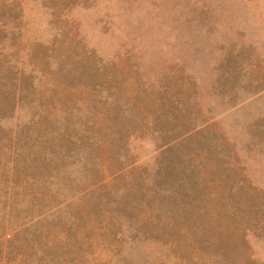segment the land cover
Instances as JSON below:
<instances>
[{
	"label": "trees",
	"instance_id": "trees-1",
	"mask_svg": "<svg viewBox=\"0 0 264 264\" xmlns=\"http://www.w3.org/2000/svg\"><path fill=\"white\" fill-rule=\"evenodd\" d=\"M22 11L18 0H0V119L12 116L16 107L25 104L28 108L27 120L16 124L13 133L11 127L0 125V154L11 160L9 173L0 170V191L5 189L8 200L0 197V212L7 214L0 220V253L7 264H82L85 236L80 231L84 227L80 218L72 235L71 225H63L57 232L52 229L54 219L48 217L52 214L48 209L65 205L77 212L78 205L69 198L83 191L94 194L98 186L106 185V172L113 173L109 158L117 155L107 154L97 160L94 148H105L109 142L120 150L129 132H119L116 126H136L137 116L131 119L124 114L117 101L115 78L105 72L106 64L95 62L93 51L92 56L85 51L84 63L80 60L82 53L64 44L65 39L56 44L36 42L30 51L33 60L29 68L11 62L10 52L1 48L6 39L19 36ZM235 55L227 50L217 64L222 66L220 75L224 79L232 75ZM257 65L252 68L257 74L248 84L256 93L264 92V70ZM167 75L155 79L161 86L151 83L152 91L165 97L159 98L164 110L154 113L153 120L146 123L157 126L155 133L160 139L152 169L153 197L159 199V210L152 214L145 209L134 228L122 232L119 240L126 237L131 243L137 236L162 238L180 264L204 254L210 258L208 264H235L230 248L239 240L250 249L236 254L241 264H264L252 256L250 245L251 237L264 240V190L243 172L237 148L224 137L215 140L218 132L214 120L206 118L196 124V118L185 120L177 117L180 110L172 112L175 107L171 102L182 98L167 93ZM190 79L181 82V92L189 88ZM101 131L104 136H99ZM247 131L246 144L256 146L264 158V112L247 123ZM199 154L202 157L195 160ZM118 159L115 171L125 166L127 156ZM76 164L79 170L68 168ZM215 171L214 179L209 181L207 175ZM231 171L237 173L236 179L230 176ZM73 172L79 176H73ZM47 180L54 183L55 189L49 186L46 193L39 187L47 186ZM208 187L213 189L204 192ZM11 188L14 195L29 196L25 215L15 214L20 206L14 203L17 196L11 195ZM134 193L123 192L105 213L113 225L114 218L133 214L131 205H147L140 203L139 195ZM208 199L214 204L208 205ZM103 202L104 198L93 200L91 207L103 208L108 204ZM112 224L109 230L115 234L117 227ZM8 229H13V234L1 240Z\"/></svg>",
	"mask_w": 264,
	"mask_h": 264
},
{
	"label": "rangeland",
	"instance_id": "rangeland-1",
	"mask_svg": "<svg viewBox=\"0 0 264 264\" xmlns=\"http://www.w3.org/2000/svg\"><path fill=\"white\" fill-rule=\"evenodd\" d=\"M18 1L23 9L21 32L13 39H6V45L1 48L6 53L10 52L11 62L29 68L34 43L56 44L65 39L64 44L76 50V53H82L83 59L80 60L84 63L85 51L90 55L93 51L95 62L98 65L106 64L105 72L115 78L119 90L116 96L121 109L131 119L137 116L134 119L136 126H116L119 132H129L120 150L115 143L109 142L105 148L101 145L94 148L97 160L107 154L117 155L109 158L113 173L106 172L103 179L106 185L98 186L94 194L83 191L69 198L75 202L74 205H78L77 212L72 211V206L65 205L48 209L52 211L48 217L53 216L54 219L52 229L57 232L63 225H71L72 235L77 226L74 224L80 218L84 226L80 231L85 236V248L80 255L82 264H180L162 238L137 236L132 244L126 237L119 240L122 232L127 233L134 228L145 209L151 210L152 214L159 210V199L153 197L152 169L160 150V139L155 133L157 126L146 123L153 120L154 113L164 110L159 98L165 97L151 89V83L159 85L155 79L163 73L168 74L164 77L169 86L167 93L182 98V101L175 99L171 102L175 107L172 112L180 110L177 117L185 120L196 118V124L206 118L214 120V129L218 132L215 140L218 142V138L224 137L233 148H237L239 159L243 161V172L250 182L264 190L263 155L258 153L256 146L251 148L246 144L249 134L247 123L264 112V92L256 93L248 85L257 74L252 70L256 62L264 70V0ZM227 50L236 53L231 61L235 67L232 75L224 79L220 75L222 66L217 67V64ZM252 52H255L254 59ZM186 77L191 78L192 82L186 91L181 92L180 85ZM27 118L28 108L24 104V107H16L12 116L0 119V125L11 127L13 133L16 124ZM101 132L99 136L103 135ZM124 156H127L125 166L115 171L120 160L118 157ZM200 157L201 154L194 156L195 160ZM10 161L0 154V170L9 173ZM68 168L79 170L77 164ZM1 172L0 179L3 178ZM72 174L79 176L78 172ZM229 174L236 179L237 173L231 171ZM215 175L216 171L209 172L207 179L213 180ZM46 183L47 186H40L39 190L47 193L49 186L55 189L52 181L47 180ZM212 189L205 188L204 192ZM3 191H0V197L3 196L4 201L8 202ZM123 192H135L140 197V203L146 202L147 205H131L133 214L128 218L123 215L114 218L113 225L108 221L110 216L105 217V213H109L113 202L121 199ZM11 195L17 196L14 203L20 206L15 214L25 215L29 196L14 195L12 188ZM101 198H104L103 203L108 204L93 209V200L100 201ZM212 204L214 202L208 199V205ZM6 216L0 212V220ZM111 224L117 227L115 234L110 233ZM13 232V229L6 230L1 240ZM250 245L256 261L264 262V240L251 237ZM119 246L121 250H118ZM230 250L234 263L241 264L236 254L239 251L248 253L250 249L246 242L235 240ZM209 261L208 255L204 254L189 258L182 264H208ZM0 264H7L2 251Z\"/></svg>",
	"mask_w": 264,
	"mask_h": 264
}]
</instances>
